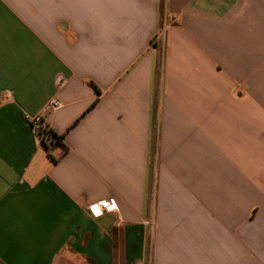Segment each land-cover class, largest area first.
Segmentation results:
<instances>
[{
    "label": "crops",
    "instance_id": "crops-1",
    "mask_svg": "<svg viewBox=\"0 0 264 264\" xmlns=\"http://www.w3.org/2000/svg\"><path fill=\"white\" fill-rule=\"evenodd\" d=\"M0 264H264V0H0Z\"/></svg>",
    "mask_w": 264,
    "mask_h": 264
},
{
    "label": "built area",
    "instance_id": "built-area-1",
    "mask_svg": "<svg viewBox=\"0 0 264 264\" xmlns=\"http://www.w3.org/2000/svg\"><path fill=\"white\" fill-rule=\"evenodd\" d=\"M50 106L57 107L58 102L56 100H53L50 103ZM30 121L39 139L41 141H44L46 144H49L52 141L49 135L51 129L47 125V123L44 122L43 118L41 116H35V117H32ZM114 208L115 206L111 202H105V203H102V204H99L93 207L91 209V213L94 217H100L104 212L112 211Z\"/></svg>",
    "mask_w": 264,
    "mask_h": 264
},
{
    "label": "trees",
    "instance_id": "trees-1",
    "mask_svg": "<svg viewBox=\"0 0 264 264\" xmlns=\"http://www.w3.org/2000/svg\"><path fill=\"white\" fill-rule=\"evenodd\" d=\"M52 141L49 144H46L44 141H42V144L46 147V149H52L55 146L61 145L62 136L56 135L52 130L49 133Z\"/></svg>",
    "mask_w": 264,
    "mask_h": 264
}]
</instances>
